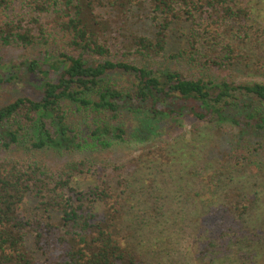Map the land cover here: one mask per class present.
<instances>
[{
	"label": "trees",
	"instance_id": "1",
	"mask_svg": "<svg viewBox=\"0 0 264 264\" xmlns=\"http://www.w3.org/2000/svg\"><path fill=\"white\" fill-rule=\"evenodd\" d=\"M138 13L151 31L126 28ZM0 49L17 55L0 87L40 91L0 105V264H155L137 233L162 215L197 259H264V83L240 79L264 65V0H0ZM181 119L216 130L217 164L148 160L149 190L135 163L100 176L115 146Z\"/></svg>",
	"mask_w": 264,
	"mask_h": 264
},
{
	"label": "rangeland",
	"instance_id": "2",
	"mask_svg": "<svg viewBox=\"0 0 264 264\" xmlns=\"http://www.w3.org/2000/svg\"><path fill=\"white\" fill-rule=\"evenodd\" d=\"M145 17L146 16L142 13H138L134 16L129 17L126 28H128L129 31L138 33L151 31V24L148 20L145 19ZM120 40H123V38L120 37ZM171 43L174 48H177V41L175 40V37H172ZM16 56L17 55L10 49H0V57L2 58L3 62L0 67V78L3 74L10 71L8 64H11L13 58H15ZM240 79L249 82L254 81L264 83V65L259 73L257 72L255 74L244 76ZM39 96V86L37 85L35 80H33V78L31 79V77L29 76H21L18 79H14L11 83L4 84L0 87V105H4L21 97H30L37 100ZM128 117L123 118L124 125H126V127H129V129H135V125L132 123V118ZM172 123H174V129H170V123L161 122L159 126H155L157 124L152 123L151 127H153L154 131L156 129L159 131V129L161 128L164 130H161L160 134L157 136H149V139L146 141L127 142L125 144H122L121 146H115L112 150L109 151V153L104 154V156L100 158L102 159L100 166L103 167L105 171L101 172L100 176L107 175L113 165L122 163H131L134 165L135 163L138 165L136 172L139 171L140 175L142 173L144 174L143 177L138 175L137 180H141L135 183V185L140 186L143 184L149 190L147 180L154 177V171L152 169L153 166L150 168H143L148 165V160L160 163V160L163 159L162 163L169 164L170 162H168L167 159H169L170 161L169 157H175V161L173 162H175L176 164L197 162L196 164H198L199 166H202V164L208 166L211 164H217L219 162V149L216 146V141L212 140L216 139V130L212 131L209 127H201L199 125H195V123L192 121L184 119H181L176 123ZM228 125L229 124H226L224 126V131H222L224 135L222 141H228L229 138H232L238 132L237 129H234L232 126L229 127ZM193 127L196 128V132L194 133L191 132ZM206 139L207 144L203 146V142H200H206ZM153 157H155V159L157 160L153 159ZM53 158L54 157L52 156L50 159ZM55 162H59L57 158ZM192 167L193 166H190L188 167V169H191ZM194 167L196 166L194 165ZM198 170L200 169L198 168ZM187 176L188 179H190L188 180L190 182L187 187L188 191L190 190L189 194H191L194 190V186L191 181L196 182L198 179L192 178V176L189 175ZM94 178L95 177L89 176L87 178L81 177V181L82 183H84V185H87L90 183H94L96 180ZM169 195L171 198H176L177 194L172 193ZM33 205L34 204L30 206ZM167 207L169 211H172L176 206L173 204H167ZM142 210L143 208L141 206H136L134 208V211H136L137 213H139L138 211ZM262 210H264V208H261L260 211L255 212L253 214L255 215L253 218H259V216L263 217L264 211ZM29 211L33 212L32 209H30ZM170 215L166 217H169ZM156 219L160 221L159 224L154 223L155 219H150L152 224L150 225V222L137 233V237L138 239H140L139 241H141V244H149L151 248H159L161 250L162 259H154L155 264H210V262H208V259L196 258L197 253L199 252V249L201 247V243L194 242L192 237H189V235H186V233H182L179 230L185 228L183 224L181 225L182 228L179 224L176 227L171 219L166 220L165 215H162L161 217H158ZM223 261L224 262L221 264H230L231 259H224ZM257 264H264V259H261V261L257 259Z\"/></svg>",
	"mask_w": 264,
	"mask_h": 264
}]
</instances>
